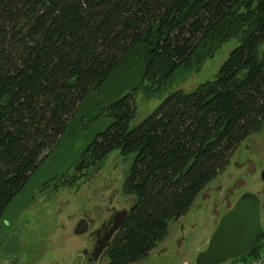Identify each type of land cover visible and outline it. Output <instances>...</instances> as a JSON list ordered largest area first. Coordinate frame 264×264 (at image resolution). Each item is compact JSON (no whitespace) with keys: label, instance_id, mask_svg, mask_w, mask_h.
Instances as JSON below:
<instances>
[{"label":"trees","instance_id":"16d2710c","mask_svg":"<svg viewBox=\"0 0 264 264\" xmlns=\"http://www.w3.org/2000/svg\"><path fill=\"white\" fill-rule=\"evenodd\" d=\"M231 39L214 79L170 92L131 126L136 96L200 72ZM263 43L264 0H0V222L66 147L68 163L44 184L71 169L75 180L119 150L133 156L124 190L135 205L107 264L146 259L264 129ZM102 118L111 121L90 137Z\"/></svg>","mask_w":264,"mask_h":264},{"label":"rangeland","instance_id":"374dc122","mask_svg":"<svg viewBox=\"0 0 264 264\" xmlns=\"http://www.w3.org/2000/svg\"><path fill=\"white\" fill-rule=\"evenodd\" d=\"M238 43L237 39L224 43L205 62L200 72L191 73L186 80L176 82L160 95L151 99L141 94L136 96L137 113L131 126L139 124L170 92L180 88L190 91L214 79ZM260 49L264 53V43ZM110 121L109 118H102L97 124H92L88 135L93 137L101 132ZM69 153L66 147L61 155L44 165L8 209L6 219L0 222V264H107L106 255L95 262L82 253L83 238L73 233L77 213L87 190H94L92 184L96 183L95 190L108 187L105 183L107 171L117 163L119 169L123 166L128 171L133 156L126 159L119 150H114L103 161L106 165L102 171L93 166L74 180L73 176L79 174L71 169L63 180H50L44 184L43 180L52 170L64 168ZM263 171L264 129L247 138L238 147L226 169L203 189L188 213L170 222L166 239L146 259L134 264H196L197 255L207 248L221 217L245 192L260 197L264 227ZM90 176L91 185L88 184ZM130 198L133 199L131 203H135V196L130 195Z\"/></svg>","mask_w":264,"mask_h":264},{"label":"flooded vegetation","instance_id":"af4514ba","mask_svg":"<svg viewBox=\"0 0 264 264\" xmlns=\"http://www.w3.org/2000/svg\"><path fill=\"white\" fill-rule=\"evenodd\" d=\"M106 162L96 165L95 168L103 170ZM118 163L112 169L108 170L105 176L106 184L109 185L101 190H95L96 183L92 184L90 176L89 185L92 184L94 190L88 192L82 197L78 214V219L74 227V234L83 238V252L87 259L98 261L114 243L119 233L124 228L135 203L129 199L130 194L125 193L124 183L127 171L123 166L119 169ZM105 184V185H106ZM45 189V187L43 186ZM82 221L87 227L86 232L77 234L76 229ZM67 229L66 226H63ZM93 261V263H94Z\"/></svg>","mask_w":264,"mask_h":264},{"label":"water","instance_id":"95a60500","mask_svg":"<svg viewBox=\"0 0 264 264\" xmlns=\"http://www.w3.org/2000/svg\"><path fill=\"white\" fill-rule=\"evenodd\" d=\"M264 180V171L262 173ZM260 197L243 193L220 219L207 248L196 258V264H226L229 260L256 249L264 241ZM82 221L76 233L86 232Z\"/></svg>","mask_w":264,"mask_h":264},{"label":"built area","instance_id":"2783aa9c","mask_svg":"<svg viewBox=\"0 0 264 264\" xmlns=\"http://www.w3.org/2000/svg\"><path fill=\"white\" fill-rule=\"evenodd\" d=\"M241 264H264V250L257 258L251 259L249 261H243Z\"/></svg>","mask_w":264,"mask_h":264},{"label":"crops","instance_id":"0c3cea01","mask_svg":"<svg viewBox=\"0 0 264 264\" xmlns=\"http://www.w3.org/2000/svg\"><path fill=\"white\" fill-rule=\"evenodd\" d=\"M157 248H158V247H156L154 250H152V251L150 252V254H151L152 252H154Z\"/></svg>","mask_w":264,"mask_h":264}]
</instances>
